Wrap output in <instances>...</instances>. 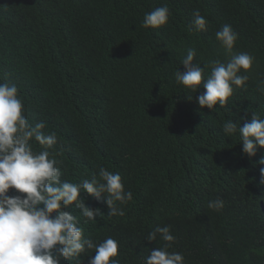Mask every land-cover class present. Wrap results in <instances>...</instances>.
I'll use <instances>...</instances> for the list:
<instances>
[{
	"label": "trees",
	"instance_id": "obj_1",
	"mask_svg": "<svg viewBox=\"0 0 264 264\" xmlns=\"http://www.w3.org/2000/svg\"><path fill=\"white\" fill-rule=\"evenodd\" d=\"M164 5L168 22L144 28L145 14ZM194 10L207 19L205 31L190 30ZM224 24L238 34L233 53L254 63L224 107L200 109L203 88L186 90L175 73L184 72L189 48L202 66L225 62L230 54L215 37ZM5 80L17 85L29 122L56 134L49 151L62 181L79 183L104 167L133 194L124 216H107L106 204L84 193L101 216L86 222L74 205L65 209L84 237L117 240L120 264H145L165 243L146 240L157 226H170L169 251L182 253L183 264H264V149L249 158L238 132L223 130L228 120L264 118V0H0ZM216 199L224 201L219 211L207 207ZM92 255L81 254L84 264Z\"/></svg>",
	"mask_w": 264,
	"mask_h": 264
},
{
	"label": "clouds",
	"instance_id": "obj_2",
	"mask_svg": "<svg viewBox=\"0 0 264 264\" xmlns=\"http://www.w3.org/2000/svg\"><path fill=\"white\" fill-rule=\"evenodd\" d=\"M190 30L205 31L207 19L198 10L193 11ZM170 16L167 5L145 14L142 26L158 29L165 25ZM216 40L229 58L222 62L213 59L206 65L195 62L194 48L187 50L182 60L184 72L175 73V80L186 90L197 93L200 109L212 110L224 107L236 88L244 87L249 79L254 57L247 52L233 53L238 34L230 24H224L215 33ZM210 69L205 77V69ZM257 90L264 94V82ZM15 83L0 82V264H62L75 259L84 264L81 254L94 249L87 264H120L116 259L119 242L112 237L96 243L84 237L79 218L66 211L69 206L79 210L87 221L101 216L99 209L85 205L81 194H87L106 204L107 216H124L121 205L132 200L133 194L125 191L121 175L100 167L98 174L79 183L61 180L57 160L51 157L49 149L57 143L54 132L45 134V122L34 125L23 114V103ZM226 134L238 132L243 153L254 157L258 149H264V118L251 114L243 126L228 120L223 125ZM35 141L42 149L33 150ZM261 184H264V156L259 160ZM9 190L14 194L9 195ZM207 207L219 211L224 201L216 199ZM165 242L161 247L149 251L145 264H183L184 255L169 251L176 237L170 226H157L146 240L153 242L157 236Z\"/></svg>",
	"mask_w": 264,
	"mask_h": 264
}]
</instances>
